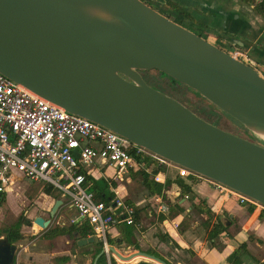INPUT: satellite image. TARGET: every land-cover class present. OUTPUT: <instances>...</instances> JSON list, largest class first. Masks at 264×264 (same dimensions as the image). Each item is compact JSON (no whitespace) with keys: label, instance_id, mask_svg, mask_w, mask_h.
<instances>
[{"label":"water","instance_id":"95a60500","mask_svg":"<svg viewBox=\"0 0 264 264\" xmlns=\"http://www.w3.org/2000/svg\"><path fill=\"white\" fill-rule=\"evenodd\" d=\"M152 71L186 86L264 141V76L143 0H0L1 74L264 206V147L151 86L143 73ZM63 203L55 202L51 219ZM51 219L37 217L34 235ZM220 219L228 228L233 215ZM18 251L0 238V264H16ZM111 252L122 262L145 257L167 264L143 252Z\"/></svg>","mask_w":264,"mask_h":264},{"label":"crops","instance_id":"0c3cea01","mask_svg":"<svg viewBox=\"0 0 264 264\" xmlns=\"http://www.w3.org/2000/svg\"><path fill=\"white\" fill-rule=\"evenodd\" d=\"M143 1L167 17L169 16L172 20L174 18L181 19L184 22H190L192 26L197 28H201V26L205 27L206 32H211V34L218 36L220 43H230L237 46V50L243 53L248 52L257 60L258 64L260 63L264 66V19L257 16L254 12L252 16L248 15L249 11L246 6L249 5H244L243 1L170 0L192 16L193 19H187L171 9L167 3L168 0ZM97 165L98 167L93 166L88 169L93 174L91 177L96 181L108 184L110 177L112 178L115 174L114 169L108 168L102 170L103 165L101 163ZM163 169L166 170V167H163ZM135 174V172L131 171L127 177L125 176L124 186L121 187V191L125 192L126 201L135 207L138 225L128 226L120 224L112 228L109 234V238L115 241L111 247H114L119 254L129 257L138 252H143L155 256L167 264H231L228 261V257L235 252H239L238 256L241 264H264V210L255 208L251 212V206H240L241 204L236 197V202L240 205L232 202V199H234L232 197L234 196L221 195L206 180L192 179V177L182 178L186 184L192 187L193 192L191 194L183 196L179 185L172 184L170 187L165 188L162 195H153L145 186L143 176ZM139 177H142V184L149 192L148 196L145 194L144 196L150 197V199L146 200L144 198L145 200H141L136 197L133 199L134 203L131 201L132 192L135 190L132 183ZM162 177L163 183L159 184H165L166 178L173 181L176 179L167 176V174L166 176L162 175ZM21 185H25L21 191L23 192L22 203H31L30 198L25 192L29 187H32L33 183L25 180L19 174L13 175L12 185L7 193L4 194V203L11 202L10 195L13 192L12 188L15 186L22 187ZM199 188L204 189V192L201 193ZM147 191L145 190V192ZM105 193L110 199L113 197V194L111 195L109 191V186ZM43 196L46 200L53 198L46 195L42 190L41 196L35 200L34 204L37 205L36 210H42L39 216L50 220L51 210L38 203V201L43 200L41 199ZM186 196H189V198L187 199ZM157 198L162 199L169 206V213L164 221L163 216H158L157 207L153 208L151 205L153 201L156 206ZM190 200L192 202L191 206L188 203ZM202 201L205 202L206 206L197 209L196 206ZM211 202L213 203V208H211ZM67 205V211L71 215V218L68 220L69 224H66L67 218L59 211L56 218L51 219L49 228L82 224V222H78L77 212L70 207L68 200ZM62 207L63 205L60 208ZM145 207H148L146 213L143 210ZM223 207L228 211L227 216L219 214V210ZM208 211L214 214L212 220L211 214ZM193 213H198L202 218L204 217L205 220L202 224L199 222L190 223ZM22 215L24 216V214ZM230 215H233L231 225L226 228L227 231L218 236L222 237L226 235L227 240L222 249L218 250L214 245L218 237L215 240H211V230L218 218L224 217L229 219ZM39 216H27V219L32 221L33 227L31 228L33 230L34 220ZM155 217L157 221H152V218ZM173 224H179V228L175 229ZM22 228L27 229L29 226L24 225ZM34 231L33 235L36 233V230ZM45 231H41L38 235H43ZM21 233L24 235L25 231L21 229ZM90 238L94 237L91 236L88 239ZM47 239L44 246L48 250L43 253L30 255L28 257L29 264H94L96 258L93 255L95 254L96 246L101 244L98 239L94 238V243L79 247L77 242L81 239L69 235ZM23 248L25 253L30 251V246H24ZM105 256L109 261L111 258H114L117 264H140L141 262L160 264L145 257H136L130 262H122L113 253L109 257L106 254ZM19 258V255H17L16 264H24L20 262Z\"/></svg>","mask_w":264,"mask_h":264},{"label":"built area","instance_id":"2783aa9c","mask_svg":"<svg viewBox=\"0 0 264 264\" xmlns=\"http://www.w3.org/2000/svg\"><path fill=\"white\" fill-rule=\"evenodd\" d=\"M253 1L264 4V0ZM218 43L247 65L253 68L258 65L248 52ZM145 161L155 162L160 168H174L181 178L206 180L221 195L234 196L241 205L264 210V206L246 196L176 166L93 121L71 114L0 73V200L16 174L32 183L46 182L54 186L77 212L78 222L92 227L93 237L100 241L109 257L111 229L120 224L138 225L135 207L121 197V189L114 182L123 183L125 174L138 172ZM99 163L103 165L102 170L112 168L115 172L108 183L113 194L108 202L98 201L86 187V175L93 176L88 169L98 167ZM155 181L163 183L162 174L155 176ZM156 207L164 221L169 206L157 198ZM173 226L179 228V224Z\"/></svg>","mask_w":264,"mask_h":264},{"label":"rangeland","instance_id":"374dc122","mask_svg":"<svg viewBox=\"0 0 264 264\" xmlns=\"http://www.w3.org/2000/svg\"><path fill=\"white\" fill-rule=\"evenodd\" d=\"M241 1L242 0H240L239 2H241ZM244 5H245V3H244ZM246 7H247V10L249 11L247 14L252 16V14H254L253 8H250L249 6H246ZM174 19H176V18H174ZM183 24L185 27L191 29V31H197V32L200 31L197 27L192 26V24L190 22H184L183 21ZM205 33L207 35L208 40L211 43H213V44L217 43L218 44L219 41H218L217 35H213V34H211V32H206V31H205ZM226 44L228 47L231 46V47L236 49L235 45L230 44V43H226ZM255 68L258 69L260 71V73L264 76V66L263 65H261L259 63ZM143 77L151 86H153L159 90H163L168 95L178 99L180 102H182L183 104L188 106L191 110H193L195 113H197L200 117L204 118L208 122L218 126L219 128L223 129L224 131L238 135L242 138H245L251 142H254V143L259 144V145L264 147V141L262 139L251 134L241 124H239L238 122H236L235 120L230 118L228 115L221 112L219 109H217L215 106L211 105L206 100H204L201 97H199L198 95H196L192 90H190L189 88H186V86L185 87L175 86L166 77L160 76L157 73V71L144 72ZM133 172H135V171H133ZM166 174H167V176H169L171 178H176L177 177V170H175L174 168H166ZM125 176L127 177L128 173L125 174ZM94 181L95 182H102V181H96V180H94ZM45 185H50V184H48L46 182H33L32 187H29V188L27 187L28 189L26 190L25 194L30 198L31 203L27 202L26 204L22 203L23 192H21L22 188H24L25 185H21L22 187L15 186L12 188L13 192L10 195L11 202L4 203V205L0 208V238H4V237L6 238L4 231L6 229H8L9 227H11L12 225H14L18 221L19 217L22 214H24V216L26 218L29 215H32V217L33 216L35 217V215L36 216L41 215L42 210H39V209L36 210L37 205H35L34 202H35V200L38 199L39 196H41L43 186H45ZM114 185L121 189V187L124 186V183L114 182ZM132 186H134V189H135L132 192V197H131L132 202L135 203V201L133 199L136 197L140 198L141 200H145L144 198H146V200L150 199V197H146V196H148L149 192L147 191V189L142 184V177L137 178V180L134 183H132ZM86 187L89 190V186L86 185ZM145 190L147 192H145ZM199 190L201 193L204 192V189L199 188ZM144 194L146 196H144ZM111 195H112V193H111ZM121 197H123L126 200L125 192H123V190L121 191ZM232 198H234V199H232V202L237 205L238 202H236L235 197H232ZM41 199H43V200L39 199L40 201H38V203L41 206H43L47 209H50V210H52V208L54 207L55 201L63 200L64 201L63 207L59 208L58 212L60 211L67 218L66 224L67 225L69 224L68 220L71 218V215H70V212L67 211L68 205H67L66 198H64L61 195L60 198H50V200H46L43 196ZM49 201H50V203H48ZM188 203H189V206L192 205L191 200L188 201ZM151 205L153 208H156L155 202L152 201ZM238 205H240V204H238ZM208 206L210 207L209 204H208ZM240 206H242V205H240ZM259 206H262V205L259 204ZM213 207H214L213 203L211 202V208H213ZM256 208H261V207H256ZM147 209H148V207L143 208L145 213L147 212ZM57 214L58 213H56L55 218H56ZM219 214L227 216L228 211H227V209H225V207H223L219 210ZM48 215H49V213H48ZM55 218H53V219H55ZM204 220H205L204 217L202 218L198 213H193L192 217L190 219V223L199 222L202 224V222ZM152 221H157V218L156 217L152 218ZM23 230L25 231V233H24L25 238L22 241L16 243L19 247V251H18L17 255H19V257H20L19 258L20 262H23L24 264H29L28 263V257L30 255L36 254V253H43V252H46L48 250V248L44 246V243L48 239L44 235H40V236L39 235H33V233L35 231L31 227H29L27 229L22 228V231ZM226 240H227L226 235H223L222 237H218L214 243L215 248L218 250H221ZM24 246H30V248H29L30 251L28 253H25L24 248H23ZM233 254H231L228 257V261L233 256Z\"/></svg>","mask_w":264,"mask_h":264},{"label":"trees","instance_id":"16d2710c","mask_svg":"<svg viewBox=\"0 0 264 264\" xmlns=\"http://www.w3.org/2000/svg\"><path fill=\"white\" fill-rule=\"evenodd\" d=\"M242 1L245 4L249 5L250 7H252L253 12L257 16L264 19V4H257L253 0H242ZM167 3L171 9L178 12L181 16H183L187 19H193L192 16H190L187 12H185L183 9H181L179 6H177L174 2L168 0ZM173 21L184 26L183 21L181 19H173ZM187 29H189V28H187ZM198 29L200 30L199 32H197V31H193V32L196 33L197 35H199L200 37H203V38L208 40L207 35L205 33L206 28L201 26V28H198ZM189 30H191V29H189ZM157 73L162 77H166L175 86L185 87V86L179 84L178 82H176L175 80H173L167 76H164L159 72H157ZM161 91H163V90H161ZM163 92H165V91H163ZM159 174L166 176V170L158 167L155 162L145 161L144 166H142L140 168V170L138 172H136L135 175H142L143 176L145 186L150 191V193L153 195H162L165 188L170 187L172 184L179 185V187L181 189V193L183 194V196L191 194L193 192L192 187L189 186L188 184H186L180 176H177L176 179H174V181L172 179L166 178L165 184L156 183L155 176H157ZM192 179H194V178L192 177ZM86 184L89 186V190L92 193H94L95 198L98 201L108 202L110 197H108L105 193L107 190V187H108L106 182H95L94 178H92L89 175H86ZM43 191L46 195L51 196L53 198H60L62 195L61 192L52 185H45ZM4 202H5V196L3 195V197L0 200V207H2ZM205 206H206L205 202L202 201L199 205L196 206V208L201 209ZM255 208H256L255 206H251L250 211L253 212L255 210ZM210 214H211V220H212L214 217V214H212V212ZM136 218H137V212H136ZM24 225L29 226V227H33L32 221L28 220L26 217H24L22 215V216H20V218L18 219V221L14 225H12L11 227H9L8 229H6L4 231L5 236L9 239L11 244L18 243L25 238V236L21 233V229ZM225 231H227V229L224 227V224L220 221V218H218L216 224L213 225V228L211 230L210 239L215 240L219 235H221ZM43 235L49 239L55 238L58 236H64V235H69V236L75 237L77 239H88L89 237L94 236V230L92 229V227L88 223H82V224H73L69 227L49 228L48 230H46L43 233ZM114 243H115V241L111 240L109 238V244L114 245ZM130 243H132V242H130ZM101 251H102V245L98 244L96 246V251H95V254L93 255V257L96 258L97 255H99ZM238 254H239V252H235L233 254V256L230 258L229 262L231 264H241V260L238 256ZM97 264H117V262L114 258H111V260L109 261L107 259V257L105 255H103L99 258ZM140 264H152V263L141 262Z\"/></svg>","mask_w":264,"mask_h":264}]
</instances>
